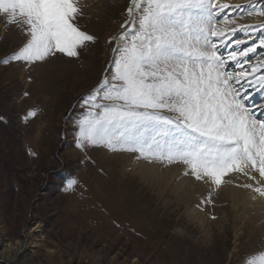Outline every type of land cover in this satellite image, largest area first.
Instances as JSON below:
<instances>
[{
	"label": "rangeland",
	"instance_id": "rangeland-1",
	"mask_svg": "<svg viewBox=\"0 0 264 264\" xmlns=\"http://www.w3.org/2000/svg\"><path fill=\"white\" fill-rule=\"evenodd\" d=\"M233 1L229 5L245 4L243 11L252 2L261 7L259 0ZM77 6L74 23L95 41L79 48L77 57L56 53L35 63L11 58L29 38L27 26L22 17L8 23L0 12V264H264L263 211L259 219L252 211L237 218L222 191L190 170L181 177L204 191L194 192L198 201L180 206L172 192L159 193L135 170L140 163L165 170L175 161L110 152L86 141L77 146L82 120L106 89L95 98L88 94L106 70L114 73L125 30L131 36L138 27L128 13L131 0H78ZM239 31L242 39L254 37L249 29ZM254 38L264 39V29ZM249 56L248 72L264 62V52ZM33 110L36 116H29ZM143 135L155 136L161 149L182 139L175 125L159 133L149 127ZM127 153L136 157L128 161ZM71 180L76 183L69 189ZM191 209L205 221L192 217ZM20 238L27 240L26 250L4 259L2 251Z\"/></svg>",
	"mask_w": 264,
	"mask_h": 264
},
{
	"label": "snow or ice",
	"instance_id": "snow-or-ice-1",
	"mask_svg": "<svg viewBox=\"0 0 264 264\" xmlns=\"http://www.w3.org/2000/svg\"><path fill=\"white\" fill-rule=\"evenodd\" d=\"M259 2V8L249 6L248 15L264 16V0ZM77 5L78 0H0V12L7 14L8 23L22 17L27 26L29 38L11 58L35 63L56 53L77 57L79 48L95 41L74 23L80 12ZM131 5L128 13L138 27L131 36L125 30L127 42L115 49L114 73L88 94L95 98L106 89L102 99L123 103L95 105L102 111L89 112L82 120L77 146L86 141L169 163L180 161L197 180L210 178L217 188L226 175L243 174L257 186L250 182L238 186L264 197V121L254 118L238 98L230 83L234 77L225 71L212 39L225 36L216 27L217 16L230 5L221 0H131ZM137 11L141 15L134 17ZM224 22L235 23L227 18ZM256 51V47L234 51L231 59ZM262 70L264 64L253 66L251 72L264 86ZM161 110L177 115L164 116ZM36 114L29 112L32 117ZM172 125L182 132V139L165 149L155 136L143 135L149 127L159 133ZM75 183L69 181L68 188Z\"/></svg>",
	"mask_w": 264,
	"mask_h": 264
},
{
	"label": "bare ground",
	"instance_id": "bare-ground-1",
	"mask_svg": "<svg viewBox=\"0 0 264 264\" xmlns=\"http://www.w3.org/2000/svg\"><path fill=\"white\" fill-rule=\"evenodd\" d=\"M239 1H249V0H239ZM221 3L235 4L236 2L233 0H221ZM252 3L254 6V2ZM89 4L90 3H88V5ZM244 5L245 4L240 5L239 8L240 9L245 8L243 7ZM232 6L233 5H230L229 8L224 9L223 11L219 12L217 16V24H216V26H218L217 27L218 29H222L224 31H230L231 36H226L224 38L217 37V39H213V40L216 43V48L218 50L217 54L225 62V68L226 66L230 65L231 62H234L235 64L234 66L231 67V69L232 70L237 69L238 74H240L242 77V76L248 75V74L242 75V73H244L245 70L241 69V66L243 64L245 65L247 64L248 60L250 59L249 58L250 53L248 54L247 57L238 55L236 60L231 59V54L234 51L239 53L242 50H247V48L249 47V43L253 41L255 42V47L257 51H259V49L261 48V47H258L260 46V42L255 40L254 37H257L258 33L264 29V19L258 15L250 16L246 13V11H244L246 14L244 13L242 16H237V18H234L231 20L229 18L232 15H229V14L232 11L231 10L233 8ZM225 18H227L229 21L236 20V23H227L228 26L224 27L223 25L226 24L224 22ZM229 24H232V25H229ZM240 25H244L245 27H248L250 34L254 37H251L249 39H242L243 34L239 35V32H240L239 30L241 29ZM222 49L226 51V54L228 57H225L221 53H219V50H222ZM249 75H255V74L251 72V74ZM256 82H259V80L255 79L254 81L250 83L255 84ZM253 90H256L254 93L258 91L257 88H254ZM262 106H264V104ZM136 152L138 153V151ZM132 155H135V154L127 153L126 160L131 161V158H129V156H132ZM179 165L182 167H179ZM135 170L139 172V174L145 180L152 182L159 189V193L170 194L172 192V196L176 197L180 206H182L184 202L190 205L192 201H198V199H196L194 195V192H197V190L198 192L204 191V187L202 184L200 183L194 184L188 178L181 177L185 172L190 170L188 165L184 164L183 162H176L175 167L166 168L165 170L160 169V167L155 164L140 163L136 166ZM253 175H256L257 179H259L258 173H253ZM206 179H207V183L210 184L209 186L213 188L215 187L218 192L222 191L221 193H222L223 199L228 200L230 202V205L232 206V209L234 210V212L235 211L238 212L237 218H240L239 217L240 215L243 219L244 218L243 216L246 214V212L252 211L250 215L251 216L256 215L258 216V219H259L260 217L258 214L262 213V211L264 212V197L259 196V194L254 192L253 189H246V188L238 186V185H241L243 183H248V182L252 183L254 187L257 186L255 181H249L246 177L243 176V174L234 172V173H230L226 175L225 177H223L224 183L218 188L211 182L210 178H206ZM262 183H264V181H262ZM190 215L192 217H196V219L201 218L203 219L201 221H205V219L203 218L204 214L197 212L195 209H191ZM254 221L255 220H253V222ZM26 248H27V240H25L24 238L17 239V241L14 244L10 243L8 247L2 251L3 258L7 259L8 261L14 260L17 258V256L20 253L25 251Z\"/></svg>",
	"mask_w": 264,
	"mask_h": 264
}]
</instances>
